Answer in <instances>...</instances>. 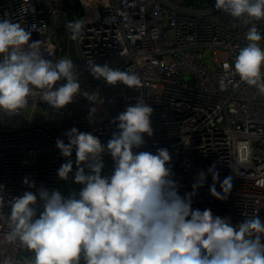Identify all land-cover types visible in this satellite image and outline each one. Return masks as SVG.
I'll return each mask as SVG.
<instances>
[{"label": "built area", "instance_id": "obj_1", "mask_svg": "<svg viewBox=\"0 0 264 264\" xmlns=\"http://www.w3.org/2000/svg\"><path fill=\"white\" fill-rule=\"evenodd\" d=\"M79 5L73 21L84 23L75 39L81 92H98L104 103L97 106L92 124L93 105L83 95L57 112L37 93L18 115L0 113V185L6 196L35 192L24 185L25 177L36 188L43 185L65 195L78 191L82 186L71 176L63 181L57 175L65 160L56 140L67 143L63 134L76 127L106 144L115 130L112 118L142 97L154 110L153 135H145L146 143L137 151L167 148L181 195L192 191L200 170L215 164L220 181L233 177L228 199L217 200L210 194L208 176L192 207L230 217L234 226L254 215L264 222V95L241 82L233 70L239 48L247 43L252 18L234 19L217 10L215 0L200 6H184L179 0H79ZM69 15L65 0H0V19L26 29L35 25L31 41H40L43 55L53 61L70 56ZM256 26L264 36V22ZM260 45L264 48V39ZM90 60L135 72L141 85L128 88L119 82L109 85L91 74L83 76ZM90 77L94 80H86ZM47 112L57 121L53 126L43 119ZM104 162L102 174H110L111 157L105 155ZM7 231L0 221V264L27 254L18 242H6Z\"/></svg>", "mask_w": 264, "mask_h": 264}, {"label": "clouds", "instance_id": "obj_2", "mask_svg": "<svg viewBox=\"0 0 264 264\" xmlns=\"http://www.w3.org/2000/svg\"><path fill=\"white\" fill-rule=\"evenodd\" d=\"M215 8L234 19L252 18L247 43L239 48L233 70L241 82L264 95V48L260 45L264 36L256 26L264 22V0H215ZM66 27L75 40L84 23L76 20ZM33 30L35 25L26 29L18 22L0 19V113L18 115L37 93L41 102L57 112L83 95L93 105L89 123H95L103 98L98 92H81L72 59L46 58L41 42L31 41ZM88 70L109 85H141L137 73L107 63L97 65L90 60ZM153 111L142 97L137 98L112 118L115 130L106 144L76 127L63 134L67 143L56 140L65 160L57 175L63 181L71 176L73 183L82 186L78 191L65 195L43 185L36 188L25 177L24 185L35 192L8 198L0 185V221L8 229L5 240L18 242L27 253L3 264H264V222L258 215L234 226L230 217L192 207L193 197L208 176L212 179L210 194L227 200L232 175L220 181L213 164L198 172L192 191L181 195L169 150L137 151L145 145V135H153ZM105 155L113 161L110 174H102ZM5 207L10 211L5 213Z\"/></svg>", "mask_w": 264, "mask_h": 264}, {"label": "trees", "instance_id": "obj_3", "mask_svg": "<svg viewBox=\"0 0 264 264\" xmlns=\"http://www.w3.org/2000/svg\"><path fill=\"white\" fill-rule=\"evenodd\" d=\"M180 3L184 6H200L207 2H210L211 0H179ZM65 4L67 6V9L69 10V16L70 20H74V13L78 11L80 5L79 0H65Z\"/></svg>", "mask_w": 264, "mask_h": 264}, {"label": "water", "instance_id": "obj_4", "mask_svg": "<svg viewBox=\"0 0 264 264\" xmlns=\"http://www.w3.org/2000/svg\"><path fill=\"white\" fill-rule=\"evenodd\" d=\"M68 51L70 57L77 62V57H76V45H75V40L72 39V34L70 36L69 44H68ZM88 74H91L89 71H86L83 76H87ZM45 121V120H44Z\"/></svg>", "mask_w": 264, "mask_h": 264}, {"label": "rangeland", "instance_id": "obj_5", "mask_svg": "<svg viewBox=\"0 0 264 264\" xmlns=\"http://www.w3.org/2000/svg\"><path fill=\"white\" fill-rule=\"evenodd\" d=\"M63 58H70V56L68 57V56L66 55L65 57L63 56ZM70 59H71V58H70ZM72 61H73L74 65H75V61H74L73 59H72ZM185 78L188 79V78H189V75L186 74V75H185ZM86 80L93 81L94 78H93V77H90V78H88V79H86ZM46 114H47V117H46V118H43V119H45V122H47L48 124H51V125L53 126L57 121H54V119L51 118L52 115H50L49 112H47ZM48 114H49V115H48Z\"/></svg>", "mask_w": 264, "mask_h": 264}]
</instances>
